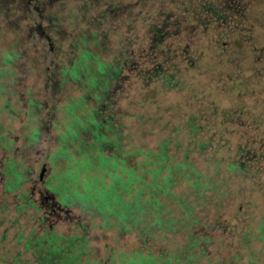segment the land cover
I'll use <instances>...</instances> for the list:
<instances>
[{"label":"trees","instance_id":"16d2710c","mask_svg":"<svg viewBox=\"0 0 264 264\" xmlns=\"http://www.w3.org/2000/svg\"><path fill=\"white\" fill-rule=\"evenodd\" d=\"M75 5L79 19L91 10L85 26L93 29L84 30L82 43L90 39L105 46L109 33L115 39L108 59L83 46L70 66L72 74H87L99 88L101 79H114L124 69L138 78L164 77L172 83V74L204 73L201 62L208 58L223 64L219 72L226 71L237 56L236 42L251 40L249 29L240 25L246 0H75ZM134 21L140 24L137 29ZM115 103L104 99L91 142L80 139L78 155L70 156L66 169L47 187L63 190L65 203L73 200L103 220L113 218L110 223L118 232H133L136 246L127 252L111 249L100 263L86 249L83 234L65 236L46 227L38 233L19 230L9 238L7 226H2L0 264H264V204L253 212L258 205L254 194L264 195V138L240 136L233 142V154L212 151L209 168L200 170L185 151L171 163L164 140L143 149L125 133L127 147L121 151L123 124L110 109ZM185 121L189 134L198 139L203 125L193 116ZM212 129L207 140L228 147L223 137L229 130ZM198 140L197 149H202L207 142ZM12 143L0 135L2 192L21 199L14 205L16 213H25L27 206L38 211L25 190L15 191L26 172L11 158ZM91 143H96L94 155L85 151ZM106 145L110 150L103 152ZM66 152L60 146L55 154L65 157ZM4 210L3 205L0 213ZM43 220L41 215L31 221L41 226Z\"/></svg>","mask_w":264,"mask_h":264},{"label":"rangeland","instance_id":"374dc122","mask_svg":"<svg viewBox=\"0 0 264 264\" xmlns=\"http://www.w3.org/2000/svg\"><path fill=\"white\" fill-rule=\"evenodd\" d=\"M246 6L240 25L249 29L251 40L236 42L237 56L226 71L219 72L223 64L214 65L215 60L208 58L201 62L204 73L172 74V83L165 82L164 77L138 78L124 69L114 79H101V88L93 84L87 74L78 70L77 74H72L70 70L80 47L85 46L97 52L100 58L108 59L115 40L110 29L105 46H101L104 49L90 39L85 43L80 41L84 30L93 29L90 24L85 26L87 21L89 23L90 9L85 11L86 15L82 13L85 18L79 19L75 0H46L42 20L34 18L47 28L50 48L34 30L30 34L26 21L21 19L24 14L30 17L34 13L26 14L14 7L8 13L1 9L0 135L12 139L11 158L26 172L15 191L25 190L39 210L27 206L25 213H16L14 205L21 199L3 193L0 184V208L5 206L4 213H0V229L7 226L9 238L19 230L25 233L34 228L38 233L46 227L65 236L83 234L87 239L86 249L94 253L100 263L111 249L127 252L136 246L133 232L127 229L118 232L110 223L113 218L103 220L100 214L73 200L65 203L62 201L63 190L47 187L66 169L70 156L78 155L80 139L91 142L93 122L103 113L104 99L116 101L110 109L118 112L123 124L121 151L127 147L125 133L128 138H133V144H141L143 149L156 148L164 140L171 163L179 160L181 152L185 151L188 159L204 170L209 168L212 151L233 154V142L240 140V136L256 141L263 139L264 0H246ZM132 24L136 29L140 25L138 21ZM112 27L110 23L108 28ZM81 97L83 100L78 101ZM189 116L203 125L199 140L187 130L185 120ZM213 127L216 131L223 127L225 131L229 130L223 137L228 147L207 140ZM139 132H142L141 138L137 139ZM197 140L207 143L197 149ZM95 144L91 143L85 151L94 155ZM60 146L67 149L65 157L55 154ZM110 147L102 146L103 152H108ZM139 158L138 155L135 160ZM92 172L95 174L94 169ZM45 189L46 194L53 195L54 201L66 204L63 211L48 212L49 203L42 197ZM253 197L258 204L253 212L257 213L259 206L264 204V195L254 194ZM41 215L44 219L41 226L31 221Z\"/></svg>","mask_w":264,"mask_h":264},{"label":"flooded vegetation","instance_id":"af4514ba","mask_svg":"<svg viewBox=\"0 0 264 264\" xmlns=\"http://www.w3.org/2000/svg\"><path fill=\"white\" fill-rule=\"evenodd\" d=\"M45 3H46V0H0V10L5 9L6 13H8L10 9L14 7L16 10L18 9L20 11L24 10L26 14L27 12L34 13L35 15L34 16L31 15L30 17L24 14L22 15L21 19L26 21L27 23L26 25L28 29L30 30V34L31 32L33 33V30H34V33H36L39 38L44 39V41L50 48L51 39L48 34L47 28L43 27L40 24V21L34 18L36 17L42 20L43 18L42 10H43V6ZM35 28H37V30L40 31V33H38ZM44 36H48V39H46ZM46 191L47 189L43 190V193L45 194H43L42 197L43 199H46V202L48 201L49 203L48 212L55 211V209L58 210V212L63 211L64 207H66V204L60 205L58 202L53 200V195L46 194Z\"/></svg>","mask_w":264,"mask_h":264},{"label":"water","instance_id":"95a60500","mask_svg":"<svg viewBox=\"0 0 264 264\" xmlns=\"http://www.w3.org/2000/svg\"><path fill=\"white\" fill-rule=\"evenodd\" d=\"M35 29H36V31H37L38 33H40V31H38L37 28H35ZM44 37H45L46 39H48V36H44Z\"/></svg>","mask_w":264,"mask_h":264}]
</instances>
